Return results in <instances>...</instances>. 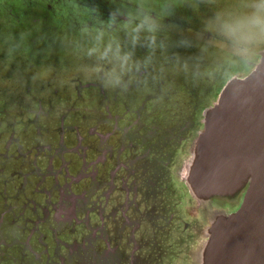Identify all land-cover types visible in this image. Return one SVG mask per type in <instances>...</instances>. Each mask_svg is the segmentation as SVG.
<instances>
[{
  "label": "rangeland",
  "instance_id": "374dc122",
  "mask_svg": "<svg viewBox=\"0 0 264 264\" xmlns=\"http://www.w3.org/2000/svg\"><path fill=\"white\" fill-rule=\"evenodd\" d=\"M251 3L0 0V264H203L241 193L203 201L186 176L260 60L223 28Z\"/></svg>",
  "mask_w": 264,
  "mask_h": 264
},
{
  "label": "water",
  "instance_id": "95a60500",
  "mask_svg": "<svg viewBox=\"0 0 264 264\" xmlns=\"http://www.w3.org/2000/svg\"><path fill=\"white\" fill-rule=\"evenodd\" d=\"M186 181L194 195L241 201L212 214L203 264H264V48L206 112Z\"/></svg>",
  "mask_w": 264,
  "mask_h": 264
},
{
  "label": "clouds",
  "instance_id": "9594fccd",
  "mask_svg": "<svg viewBox=\"0 0 264 264\" xmlns=\"http://www.w3.org/2000/svg\"><path fill=\"white\" fill-rule=\"evenodd\" d=\"M246 14L226 23L224 34L238 47V54L246 62L258 57L264 45V0H252Z\"/></svg>",
  "mask_w": 264,
  "mask_h": 264
},
{
  "label": "trees",
  "instance_id": "16d2710c",
  "mask_svg": "<svg viewBox=\"0 0 264 264\" xmlns=\"http://www.w3.org/2000/svg\"><path fill=\"white\" fill-rule=\"evenodd\" d=\"M264 45H262L261 47H263ZM211 47H215V46H212V45H207V46H202L203 49H211ZM260 47V48H261ZM217 48V47H216ZM226 53V52H225ZM209 54V53H208ZM211 57L209 58V61L211 64H213V61H215L216 57L215 56H212V53L209 54ZM207 59V58H206ZM208 60V59H207Z\"/></svg>",
  "mask_w": 264,
  "mask_h": 264
},
{
  "label": "bare ground",
  "instance_id": "6f19581e",
  "mask_svg": "<svg viewBox=\"0 0 264 264\" xmlns=\"http://www.w3.org/2000/svg\"><path fill=\"white\" fill-rule=\"evenodd\" d=\"M212 214H222V213H217L216 211H213Z\"/></svg>",
  "mask_w": 264,
  "mask_h": 264
}]
</instances>
